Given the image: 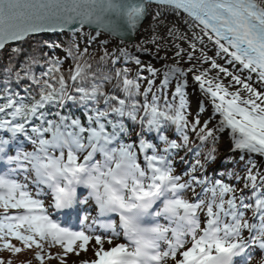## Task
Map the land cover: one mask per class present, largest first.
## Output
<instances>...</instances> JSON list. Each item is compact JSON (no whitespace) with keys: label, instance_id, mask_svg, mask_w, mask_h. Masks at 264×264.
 Returning a JSON list of instances; mask_svg holds the SVG:
<instances>
[{"label":"snow or ice","instance_id":"snow-or-ice-1","mask_svg":"<svg viewBox=\"0 0 264 264\" xmlns=\"http://www.w3.org/2000/svg\"><path fill=\"white\" fill-rule=\"evenodd\" d=\"M89 249L264 264V0H0V251Z\"/></svg>","mask_w":264,"mask_h":264},{"label":"rangeland","instance_id":"rangeland-1","mask_svg":"<svg viewBox=\"0 0 264 264\" xmlns=\"http://www.w3.org/2000/svg\"><path fill=\"white\" fill-rule=\"evenodd\" d=\"M65 35L67 34H63V35H52V36H49V39L51 41H55L57 43H59L61 40L60 38L61 37H64ZM72 35V34H71ZM75 37V36H74ZM76 39H78L80 43H83V44H86V41L82 38V37H75ZM98 44L99 42H94L90 45H88L89 47H92V48H95V47H98ZM58 55H61V53H57ZM70 63V61H69ZM65 67H67V64L65 65ZM194 102H195V98H194ZM227 143V140H222L220 143H219V149L220 151L222 152V154L220 156H223L224 153L228 150L226 148V146L228 144ZM222 164V163H221ZM220 164V165H221ZM214 167H216V165H213ZM94 215V212L92 213ZM60 251V249L58 248H53L51 249V252L53 254H55L56 252ZM93 256V253L91 251V249H89V251L87 253H81V255L79 257H77L76 255L74 254H69V256L67 257V264H74V263H77L79 262V260L81 259H89V258H92ZM0 257H3V258H11V260L14 262V263H24V264H27V253H26V250L18 253V254H12L8 251H0ZM260 259H261V255L259 253H257L256 255L253 256L252 258V261H251V264H260ZM31 264H33L31 262ZM45 264H59V261L57 259H51V260H47L45 262Z\"/></svg>","mask_w":264,"mask_h":264},{"label":"trees","instance_id":"trees-1","mask_svg":"<svg viewBox=\"0 0 264 264\" xmlns=\"http://www.w3.org/2000/svg\"><path fill=\"white\" fill-rule=\"evenodd\" d=\"M69 39H72V40H77L79 41L78 39H76L74 36H72L71 34H68V35H65L64 37H61L60 38V42H67ZM36 41H38L40 44H43L44 42H52L49 37H45V36H38L36 37ZM32 44V46H36V43L35 41L33 42H30ZM80 43V42H79ZM86 44H83V43H80V46H81V50H83V48L85 47ZM28 45H25V47H27ZM44 51L47 52L48 49L47 48H44ZM88 51L89 53L93 54V55H98L101 51V49L99 47H95V48H92V47H89L88 46ZM138 131V129H137ZM222 154V152L220 151L219 149V144H218V153L217 155L220 156ZM180 156H183L184 155V152H181L179 154ZM176 163H177V170L180 171L184 165H181L179 163V156L176 157ZM214 167V166H213ZM219 170L220 171H223V163L219 166ZM250 214V213H249ZM14 243H18V242H15ZM26 253H27V259L28 261L30 262H33V263H39L38 261L35 260L34 258V250H26ZM3 259L4 261V264H8L9 260L11 261V264H17V263H14L11 258H3V257H0Z\"/></svg>","mask_w":264,"mask_h":264},{"label":"water","instance_id":"water-1","mask_svg":"<svg viewBox=\"0 0 264 264\" xmlns=\"http://www.w3.org/2000/svg\"><path fill=\"white\" fill-rule=\"evenodd\" d=\"M63 34H67L68 35L70 33H43V34H40L39 36L49 37V36H52V35H63Z\"/></svg>","mask_w":264,"mask_h":264},{"label":"bare ground","instance_id":"bare-ground-1","mask_svg":"<svg viewBox=\"0 0 264 264\" xmlns=\"http://www.w3.org/2000/svg\"><path fill=\"white\" fill-rule=\"evenodd\" d=\"M151 17H149L148 18V20L145 22V29H147L148 28V26L151 24ZM143 31V30H142ZM139 38H143L142 36L141 37H139ZM226 144H228V141H227V143ZM228 147V145L226 146V148ZM228 149V148H227Z\"/></svg>","mask_w":264,"mask_h":264}]
</instances>
